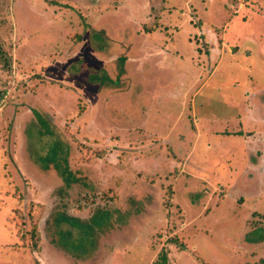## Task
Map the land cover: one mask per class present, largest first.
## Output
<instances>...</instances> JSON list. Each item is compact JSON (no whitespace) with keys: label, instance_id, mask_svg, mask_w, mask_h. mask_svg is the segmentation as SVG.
Wrapping results in <instances>:
<instances>
[{"label":"rangeland","instance_id":"rangeland-1","mask_svg":"<svg viewBox=\"0 0 264 264\" xmlns=\"http://www.w3.org/2000/svg\"><path fill=\"white\" fill-rule=\"evenodd\" d=\"M263 43L264 0H0V264H264Z\"/></svg>","mask_w":264,"mask_h":264},{"label":"crops","instance_id":"crops-1","mask_svg":"<svg viewBox=\"0 0 264 264\" xmlns=\"http://www.w3.org/2000/svg\"><path fill=\"white\" fill-rule=\"evenodd\" d=\"M187 1V0H186ZM242 7H240V9H241ZM181 11V12H180ZM188 11V10H187ZM176 12H178V13H180L179 15L181 16V17H183L185 20H186V22H189V27H187V29H185L186 31H194L193 29L194 28H196L195 26H192L191 25V22H193V18H192V15L191 16H189V15H187L188 17L187 18H185V12H186V10H182V9H180V10H178V11H176ZM191 13V11H188V13ZM169 13H171L170 11H169ZM178 16V15H177ZM184 22V21H183ZM183 24H187V23H183ZM146 24L145 23H143V25L142 26H137V30H139L140 32L142 31V35L143 36H145L146 37V39H148L149 37H150V31H147L146 29L143 31L142 29H144L146 26H145ZM191 26V27H190ZM189 28H192V29H189ZM186 38H188V37H186ZM190 40V39H189ZM147 43V42H146ZM191 43V42H190ZM262 44V43H261ZM165 44H163V39L161 38L160 39V42L158 43V44H156V45H154V47H151L150 49H149V47L148 46H144V44H143V46H144V48H141V51H140V57L138 56H136V57H133V61H137V63L138 64H140V63H145L146 62V60H148L149 61V59L150 60H153V58H152V56H154V55H161L162 53H161V51H162V49L164 48L165 49V53H164V55H161L162 57H164V60H166V56H167V54H168V47L169 46H166V47H163ZM263 45H264V43H263ZM174 46V45H173ZM183 46H185V44L183 45ZM148 47V48H147ZM222 47V42H220V44H219V48H221ZM262 47H264V46H262ZM227 48L228 49H232L233 48V46L231 47L230 45L228 46L227 45ZM157 49H159L160 50V52L159 53H157ZM208 49H209V46H208V48L207 49H205V51L207 52L208 51ZM213 49V48H212ZM176 52H177V50H175ZM205 52V53H206ZM157 61H161V59L159 58ZM156 61V62H157ZM251 92V91H250ZM262 93L263 92H258L257 91V93H255V98H254V104L257 106V108H258V110H259V113H260V115H261V119L262 120H264V114H263V111H264V95H262ZM260 98H262V101H260L259 99ZM248 127L249 128H246V131H245V133L247 134V135H251V134H254L255 132L254 131H258V129H257V127L255 126V125H253V126H251V125H248ZM213 129V130H212ZM211 129V132H213V131H215L216 132V128H212ZM220 130V129H219ZM221 133H227V130L226 129H222L221 131H220ZM240 133V131H234L233 133ZM258 133H259V131H258ZM252 147V146H251ZM249 149H251V148H249ZM257 150H258V148H257ZM258 154V153H257ZM264 158V150H263V153L261 154V158ZM249 181L248 180H244L243 181V186H245V184H247ZM239 200H242V197H240L239 198ZM256 213V210H254V211H252V214H255ZM260 214V213H259ZM264 217V216H263ZM253 223V222H252Z\"/></svg>","mask_w":264,"mask_h":264},{"label":"trees","instance_id":"trees-1","mask_svg":"<svg viewBox=\"0 0 264 264\" xmlns=\"http://www.w3.org/2000/svg\"><path fill=\"white\" fill-rule=\"evenodd\" d=\"M153 28V26H146L145 29L147 31H150ZM0 61L4 63V67H7L8 65H10V57L7 55V53H5L1 47H0ZM264 91V90H263ZM84 215V214H83ZM117 216V215H116ZM117 218L119 219V217L117 216ZM123 219V216L122 218ZM161 255V256H160ZM167 260V255L164 251H159L158 253V257L152 262V264H160V263H166Z\"/></svg>","mask_w":264,"mask_h":264}]
</instances>
